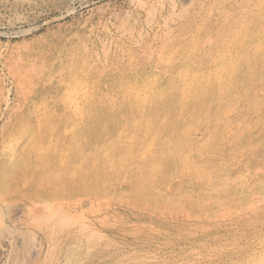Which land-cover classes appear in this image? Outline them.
<instances>
[{"label": "rangeland", "instance_id": "rangeland-1", "mask_svg": "<svg viewBox=\"0 0 264 264\" xmlns=\"http://www.w3.org/2000/svg\"><path fill=\"white\" fill-rule=\"evenodd\" d=\"M0 264H264V0H0Z\"/></svg>", "mask_w": 264, "mask_h": 264}, {"label": "bare ground", "instance_id": "bare-ground-1", "mask_svg": "<svg viewBox=\"0 0 264 264\" xmlns=\"http://www.w3.org/2000/svg\"><path fill=\"white\" fill-rule=\"evenodd\" d=\"M185 63V62H184ZM192 69V68H191ZM195 74V73H194Z\"/></svg>", "mask_w": 264, "mask_h": 264}]
</instances>
